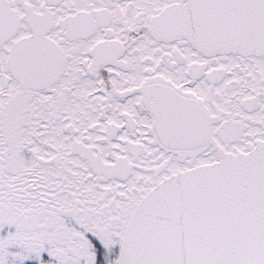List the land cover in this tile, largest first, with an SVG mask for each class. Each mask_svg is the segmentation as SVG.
Listing matches in <instances>:
<instances>
[{
    "label": "snow or ice",
    "instance_id": "obj_1",
    "mask_svg": "<svg viewBox=\"0 0 264 264\" xmlns=\"http://www.w3.org/2000/svg\"><path fill=\"white\" fill-rule=\"evenodd\" d=\"M0 264H264V0H0Z\"/></svg>",
    "mask_w": 264,
    "mask_h": 264
}]
</instances>
